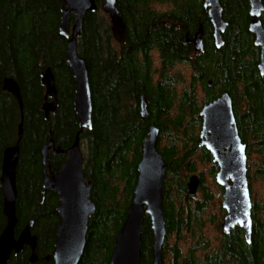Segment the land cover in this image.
Here are the masks:
<instances>
[{"label":"trees","instance_id":"1","mask_svg":"<svg viewBox=\"0 0 264 264\" xmlns=\"http://www.w3.org/2000/svg\"><path fill=\"white\" fill-rule=\"evenodd\" d=\"M94 1L99 8L102 0ZM218 1L226 23L219 49L212 44L202 0H115L124 24L120 44L112 40L108 20L98 9L82 18L76 52L87 71L91 128L81 131L79 140L85 148L82 172L91 182L95 209L87 222L78 264L108 263L132 196L141 139L149 125L158 130L156 148L166 165L162 264H264V77L256 69L258 48L247 30L246 0ZM60 8L61 0H0V158L4 148L14 145L21 117L14 234L31 221L36 237L33 262L28 261L29 249L23 248L6 264H52L57 198L51 192L40 196V151L48 140L59 138V149H65L78 132L73 80L65 63L66 40L58 34ZM199 26L203 51L196 54L186 40ZM46 68L53 76L57 105L44 119L39 75ZM4 78L16 83L21 111L13 97L1 90ZM221 93L231 98L238 135L246 146L250 197L254 185L261 190V197H251L249 244L238 227L227 234L220 230L224 212L221 189L214 181L216 167L197 145L198 111ZM140 96L146 102L142 119ZM49 159L54 168L65 156L50 153ZM198 165L206 167L205 177L196 172ZM192 175L198 180L195 198L184 195ZM4 225L0 193V232ZM211 225L218 232L215 242L204 234ZM139 264H150L145 215Z\"/></svg>","mask_w":264,"mask_h":264},{"label":"water","instance_id":"2","mask_svg":"<svg viewBox=\"0 0 264 264\" xmlns=\"http://www.w3.org/2000/svg\"><path fill=\"white\" fill-rule=\"evenodd\" d=\"M246 2L249 18L247 30L252 36L253 46L258 48L256 69L258 75L264 77V22L260 21L264 5L260 0H246ZM202 8L210 24L212 44L215 49H219L223 45L221 35L226 28L220 3L218 0H202ZM96 9L94 0H61L58 34L66 40L65 63L73 80L72 107L78 132L66 149H59L60 139L55 143L50 139L40 151L44 171L41 196L47 191L57 196L55 207L57 224L52 243V264L79 263L85 246L87 222L95 209L90 196L91 182L85 181L82 172L83 157L79 133L91 128V100L86 66L76 52V38L81 30L82 18L87 13L95 12ZM99 10L107 15L112 39L118 44L121 43L124 24L115 6V0H103ZM70 16L73 17L71 25H69ZM186 42L192 45L194 53L203 51L201 26ZM39 82L44 87L40 110L43 118L47 119L57 105L53 76L49 68L40 73ZM1 90L13 97L21 111L22 104L16 83L10 78H4L1 82ZM47 99H50V102H47ZM138 108L142 119L146 115V102L143 96L139 98ZM197 116L200 119L197 145L211 156V161L217 169L214 179L222 189L221 208L224 215L220 228L224 233H228L237 226L242 231L243 240L249 244L252 223L246 176V146L238 135L231 98L227 93H221L214 100L203 104ZM21 125L20 117L16 141L14 145L3 149L0 158L1 212L5 219V225L0 232V264H6L11 255L19 254L24 247L30 251L29 262H33L36 258V237L31 234L32 222L28 221L17 236H14L15 169L18 160V143L22 134ZM157 138V128L149 125L141 139V151L135 166L136 179L132 196L114 238L107 264H139L140 232L144 215L148 219L150 230V264H162V244L166 233L162 209L166 165L157 151ZM49 150L53 154L61 153L65 156V161L57 171L50 169ZM197 186V178L189 177L184 195L192 197Z\"/></svg>","mask_w":264,"mask_h":264},{"label":"rangeland","instance_id":"3","mask_svg":"<svg viewBox=\"0 0 264 264\" xmlns=\"http://www.w3.org/2000/svg\"><path fill=\"white\" fill-rule=\"evenodd\" d=\"M100 15L103 16V14L100 12ZM107 19V18H106ZM103 19V25L105 24V20ZM107 25H108V21H107ZM81 150L82 153L85 152V148H84V144H81ZM196 172H199L203 175V177H205V172H206V167L205 166H201L198 165ZM207 181V179H205V182ZM261 190L257 185H254L252 188V194L251 197L254 199H258L259 197H261ZM195 197L198 196L197 194L194 195ZM194 197V198H195ZM215 205L212 206L211 211L214 212ZM217 217V216H215ZM204 234L210 239L213 240L212 242H215L218 238V232L215 230V228L211 225L209 227L206 228V230L204 231Z\"/></svg>","mask_w":264,"mask_h":264},{"label":"flooded vegetation","instance_id":"4","mask_svg":"<svg viewBox=\"0 0 264 264\" xmlns=\"http://www.w3.org/2000/svg\"><path fill=\"white\" fill-rule=\"evenodd\" d=\"M261 15H264V12H263ZM263 22H264V21H263ZM59 139H60V138H59ZM56 141H57V140H56ZM56 141H55V142H56ZM53 142H54V141H53ZM55 142H54V143H55ZM58 147H59V144H58ZM60 150H61V149H60ZM62 150H63V149H62ZM50 153H51V151L49 150V151H48V157H49V154H50ZM51 154H52V155H56V154H53V153H51ZM209 156H210V155H209ZM210 158H211V157H210ZM49 161H50V159H49ZM210 161H211V159H210ZM63 162H64V161H63ZM63 162H62V163H63ZM62 163H61V164H62ZM61 164H60V165H61ZM211 164L214 165V163H212V162H211ZM49 165H50V163H49ZM60 165H58V167H54V168H51V166H50V169H54V170L57 171V170L59 169ZM41 166H42V165H41ZM43 174H44V171H43V167H42V168H41V181H42ZM85 181H87V180H85ZM40 183H41V182H40ZM221 190H222V189H221ZM47 192H50V191H47ZM51 193H52V192H51ZM44 194H45V193H44ZM44 194H43V195H44ZM53 194H54V193H53ZM221 194H222V192H221ZM43 195L41 196V184H40V196L43 197ZM56 198H57V196H56ZM250 201H251V197H250ZM56 205H57V204H56ZM55 207H56V206H55ZM220 224H221V222H220ZM220 224H219V225H220ZM23 227H24V226H23ZM55 228H56V227H55ZM31 234H33V233L31 232ZM33 235H34V234H33ZM24 248H27V247H24ZM27 249H28V248H27ZM150 255H151V243H150ZM150 259H151V257H150Z\"/></svg>","mask_w":264,"mask_h":264}]
</instances>
